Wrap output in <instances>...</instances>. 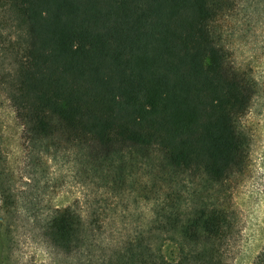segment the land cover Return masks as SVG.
I'll return each instance as SVG.
<instances>
[{
  "label": "trees",
  "instance_id": "16d2710c",
  "mask_svg": "<svg viewBox=\"0 0 264 264\" xmlns=\"http://www.w3.org/2000/svg\"><path fill=\"white\" fill-rule=\"evenodd\" d=\"M244 0H0L15 39L7 99L31 144L69 148L109 194L148 208L136 237L100 264H227L235 193L251 163L246 122L259 84L238 64ZM19 217L0 195V264ZM85 217L54 208L42 236L91 257ZM166 245L172 255L164 253ZM252 264H264L262 251Z\"/></svg>",
  "mask_w": 264,
  "mask_h": 264
},
{
  "label": "rangeland",
  "instance_id": "374dc122",
  "mask_svg": "<svg viewBox=\"0 0 264 264\" xmlns=\"http://www.w3.org/2000/svg\"><path fill=\"white\" fill-rule=\"evenodd\" d=\"M232 28L235 58L253 69L259 93L246 119L253 136L250 168L235 193L240 232L226 262L252 264L264 251V0H244ZM15 37L11 24L0 17V195L11 190L19 210L12 264H100L137 236L147 224L149 210L128 194L106 193L79 153L29 143L2 81L4 73L13 72L8 48ZM69 205L85 217L91 257L68 256L42 236L47 215ZM164 253L172 255L173 248L166 245Z\"/></svg>",
  "mask_w": 264,
  "mask_h": 264
}]
</instances>
